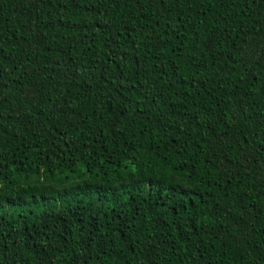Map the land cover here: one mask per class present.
I'll use <instances>...</instances> for the list:
<instances>
[{"label":"trees","instance_id":"16d2710c","mask_svg":"<svg viewBox=\"0 0 264 264\" xmlns=\"http://www.w3.org/2000/svg\"><path fill=\"white\" fill-rule=\"evenodd\" d=\"M0 264H264V0H0Z\"/></svg>","mask_w":264,"mask_h":264}]
</instances>
